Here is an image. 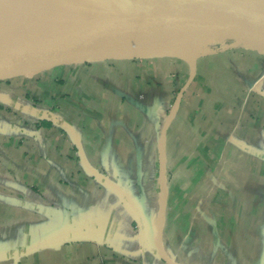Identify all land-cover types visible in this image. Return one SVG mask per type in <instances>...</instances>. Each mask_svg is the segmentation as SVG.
I'll use <instances>...</instances> for the list:
<instances>
[{
  "label": "crops",
  "instance_id": "obj_1",
  "mask_svg": "<svg viewBox=\"0 0 264 264\" xmlns=\"http://www.w3.org/2000/svg\"><path fill=\"white\" fill-rule=\"evenodd\" d=\"M200 42L0 77V264H264V56Z\"/></svg>",
  "mask_w": 264,
  "mask_h": 264
},
{
  "label": "water",
  "instance_id": "obj_2",
  "mask_svg": "<svg viewBox=\"0 0 264 264\" xmlns=\"http://www.w3.org/2000/svg\"><path fill=\"white\" fill-rule=\"evenodd\" d=\"M233 41L264 56V0H77L0 28V77L130 49Z\"/></svg>",
  "mask_w": 264,
  "mask_h": 264
},
{
  "label": "rangeland",
  "instance_id": "obj_3",
  "mask_svg": "<svg viewBox=\"0 0 264 264\" xmlns=\"http://www.w3.org/2000/svg\"><path fill=\"white\" fill-rule=\"evenodd\" d=\"M12 1L13 2L9 4L7 10V11L10 10L9 15L11 17H23L43 11L45 8H58L64 4L74 2L77 0H12ZM4 10L6 9L4 8ZM224 42H230L231 44L232 41H224ZM205 43L207 44L206 41H201L200 43H198L197 44L198 48L201 49V47H204L206 45Z\"/></svg>",
  "mask_w": 264,
  "mask_h": 264
},
{
  "label": "bare ground",
  "instance_id": "obj_4",
  "mask_svg": "<svg viewBox=\"0 0 264 264\" xmlns=\"http://www.w3.org/2000/svg\"><path fill=\"white\" fill-rule=\"evenodd\" d=\"M12 0H0V28L1 27H5L7 26L8 23L13 22L19 18H25V17H29V16H23V17H11L10 14V10H8L9 4L12 3ZM12 6V5H10ZM28 6V5H26ZM25 7V6H24ZM4 8L6 10H4ZM58 8H45L43 11H40L38 13H36L37 15H42L45 14L47 12H54L56 11ZM31 16V15H30Z\"/></svg>",
  "mask_w": 264,
  "mask_h": 264
}]
</instances>
